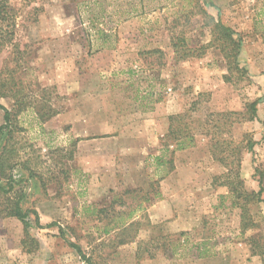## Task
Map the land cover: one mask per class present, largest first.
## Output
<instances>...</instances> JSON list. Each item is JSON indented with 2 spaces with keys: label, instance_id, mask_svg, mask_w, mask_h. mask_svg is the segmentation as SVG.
Returning <instances> with one entry per match:
<instances>
[{
  "label": "rangeland",
  "instance_id": "1",
  "mask_svg": "<svg viewBox=\"0 0 264 264\" xmlns=\"http://www.w3.org/2000/svg\"><path fill=\"white\" fill-rule=\"evenodd\" d=\"M11 1L0 95L17 113L9 145L20 185L0 196V208L25 192L29 235L0 213V264H88L83 256L90 264H264V195L249 205L253 227L243 231L223 185L228 169L210 151L222 141L245 189L259 191L264 0ZM197 4L242 38L243 79L226 81L214 48L187 60L174 53L173 35L185 34L190 48L211 41ZM177 116L173 129L193 145L172 155Z\"/></svg>",
  "mask_w": 264,
  "mask_h": 264
},
{
  "label": "trees",
  "instance_id": "2",
  "mask_svg": "<svg viewBox=\"0 0 264 264\" xmlns=\"http://www.w3.org/2000/svg\"><path fill=\"white\" fill-rule=\"evenodd\" d=\"M190 3H192V1ZM189 7H191V4H189ZM194 9L199 10V14H202L205 18L208 19L207 25L210 28L211 41L206 44V46H201L200 48H190L189 40L185 36V34L183 36L173 35L171 43L174 49V53L178 56L179 59L187 60L196 57L200 58L204 55L207 48H214L219 51L226 63V67L228 70V75L225 77L226 81H232V78L235 75L239 79H243L247 75V73L246 70L240 67L239 63V56L243 48L242 38L238 37V35L232 28L226 26L223 23L219 13L217 17H213L208 14L205 8L200 4H197ZM192 13L193 12L187 15L185 22L189 21ZM15 22L16 12L13 7L12 1L0 0V52L5 48L13 45ZM177 22L179 23L175 24V28L181 26L182 23L181 20ZM2 98L3 97L0 95V111L3 112V122L0 121V196H6L14 191L16 186L20 185V182H17L13 176V171L17 165L14 161L15 155H17V151L14 147H10L9 145L13 141L14 134L19 132L20 130L18 128V124L16 123L17 113L5 108L1 103ZM260 102L261 100H258L248 106L249 113L251 114L252 118L255 117L257 105ZM180 117L177 116L170 118L172 122L169 131L170 139H172V142L176 144V148L171 151L172 155L176 151H184L189 146L193 145V143L191 145H188L193 140L192 136L186 137L184 136L185 132H176L172 127L174 126V123L180 119ZM212 143L213 144H211L210 151L213 158L225 164V167L228 169L223 185L228 188L229 194H231L232 207L239 208L242 211L241 223L243 231L252 228L253 226L250 224V221L248 219V215L250 214L249 205L252 203L263 202L262 197L264 195V171H256L261 177V180L259 182V191H247L244 187V181L240 176V171L232 167L234 163L231 162L232 155L228 154L229 149H225L223 146V142L220 140H214ZM167 146L169 147V145ZM247 150L249 152H253L254 143L252 141L248 143ZM167 151L169 150L167 149ZM154 161L158 168L165 166L167 163L166 160H164V156H157L154 158ZM170 163L172 165V171L174 169L173 162L171 161ZM229 167L231 168L229 169ZM169 173L170 171L165 173V175H168ZM1 181L5 182V185H2ZM25 197V192H22L15 204L10 209L4 212V210L0 208V213L5 217H14L21 221L24 226L25 235H29L27 223L29 213L28 211H24L22 209V202ZM32 214L35 216L36 224L39 226L40 223L38 213L33 210ZM32 242H34V240H32ZM77 250L82 254L79 248H77ZM261 254L264 256V252H261ZM83 257L87 261V263L90 264V259H86L85 256Z\"/></svg>",
  "mask_w": 264,
  "mask_h": 264
}]
</instances>
